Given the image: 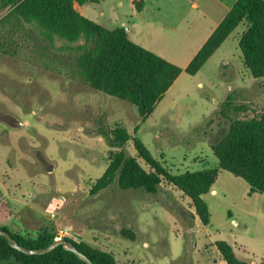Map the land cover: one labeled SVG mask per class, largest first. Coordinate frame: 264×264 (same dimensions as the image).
Segmentation results:
<instances>
[{
	"label": "rangeland",
	"instance_id": "374dc122",
	"mask_svg": "<svg viewBox=\"0 0 264 264\" xmlns=\"http://www.w3.org/2000/svg\"><path fill=\"white\" fill-rule=\"evenodd\" d=\"M157 1L169 8L178 5ZM10 2L0 0V18L13 8ZM119 3L98 4V21H131V0ZM246 24L236 27L200 72L182 71L144 118L137 104L95 88L75 72L76 53L60 47L82 40L56 38L50 45L23 23L16 47H0V212L8 207L16 225L5 227L26 238L46 229L55 238L118 255L127 243L137 252L125 264H225L216 240L234 244L239 259L264 264V193L247 198V183L228 171H218L216 194H205L210 225H202L191 199L164 179L155 193L120 189L116 180L91 193L109 156L119 151L97 134V122L109 130L126 128L172 174L216 167L210 145L228 130L216 114L220 103L229 99L248 115L264 109V79L246 77L239 60L235 35ZM166 42L150 40L152 48L174 55L173 63L184 68V57L175 56L178 47ZM124 150L136 156L132 139ZM6 188L16 192L17 202L10 204Z\"/></svg>",
	"mask_w": 264,
	"mask_h": 264
},
{
	"label": "trees",
	"instance_id": "16d2710c",
	"mask_svg": "<svg viewBox=\"0 0 264 264\" xmlns=\"http://www.w3.org/2000/svg\"><path fill=\"white\" fill-rule=\"evenodd\" d=\"M101 1L11 0L13 8L0 18V38L3 40L0 47H16L15 39L23 32V23L50 45L56 38L67 43L82 40L80 44L60 47L76 53L75 72L82 79L93 82L95 88L137 104L145 118L182 71L194 75L229 34L245 21L246 27L238 40L242 62L253 78L264 79V0H235L184 68L129 40L122 26L99 25L73 7L74 2L82 5ZM251 111L253 114L248 115L246 108L230 103L229 99L223 100L216 114L228 123V130L210 145L218 167L177 174L167 171L140 139L130 137L126 128L109 130L101 125L102 122H97V134L109 148L119 151L109 156V164L91 193H97L115 180L120 189L155 193L164 179L191 199L200 222L208 225L210 214L202 195L208 192L220 169L242 178L249 185L248 195L264 193V109ZM130 139L136 156L124 150ZM139 159L149 170L140 165ZM0 229L28 248L46 247L55 239V235L46 229L34 238L13 233L5 226ZM67 240L94 264H120L109 252ZM214 244L226 264H250L246 259H239L226 241L217 240ZM27 263L86 264L62 245L43 254L28 255L9 246L5 237L0 236V264Z\"/></svg>",
	"mask_w": 264,
	"mask_h": 264
},
{
	"label": "crops",
	"instance_id": "0c3cea01",
	"mask_svg": "<svg viewBox=\"0 0 264 264\" xmlns=\"http://www.w3.org/2000/svg\"><path fill=\"white\" fill-rule=\"evenodd\" d=\"M164 1L162 3H164ZM176 1L178 4L177 7L169 8L170 6L162 5L161 2H158L157 0H140V2L139 0H137L136 4H134V0H131V4L133 7H129V12H128L129 13L128 17H130L131 21H127L125 19L126 22L122 20L121 22L118 23L117 19L113 20V18L109 17L108 19L105 20L104 24H101L96 18L97 17L96 6L100 3L108 4L110 6H112V4L114 3H116V5H119L120 4L119 0H103L99 3H86L82 5L75 2L74 6L75 4H77L79 6L78 10L81 15L85 16L86 18L94 21L99 25L105 27L122 26L125 29L127 38L129 40L144 47L149 51L153 49L155 54L163 57L169 62L172 63L175 62L173 58L176 59V57L172 55L173 58H170V56L167 54L166 51L160 50L158 47H155V49L152 48L150 40L154 38L162 39L167 41L166 43L169 45L177 46L178 49L175 56L184 57L182 60L186 63L185 64L186 66L187 63L191 60V58L199 50L201 45L209 37L211 32L214 30V28L223 19V17L225 16V14L227 13L230 6L233 4L235 0H176ZM172 14H177L180 16V18L178 17L175 19L174 16L171 17ZM100 15L101 16L103 15L102 11H100ZM107 23L110 24L106 25ZM234 30L220 44V46L210 55V57L206 60V62L200 67V69L197 72H200L203 66L216 56L217 52L220 50L223 44L234 33ZM243 31H241L240 33H236L235 38L237 39V42ZM241 58L242 55L239 56V60L242 64V69L245 76L252 78L248 69L243 65ZM240 72H242V70ZM171 86L168 88V90L171 88ZM168 90L165 92V94L168 92ZM165 94L163 95V97L165 96ZM215 103L217 104V102ZM216 167H218V162L216 164ZM53 169L54 168H52V170ZM8 180L10 179L8 178ZM9 183L10 181L8 182V184ZM214 183L211 185V187L208 190V192L211 195L216 194V189L213 188ZM169 188H170L169 190H174L173 189L174 187L173 188L169 187ZM248 189H249V185L247 184V189L245 190L246 191L245 196L247 198H252V197L255 198L254 196L260 194L256 192L248 195ZM4 194H6L7 197L9 198L10 204H12L13 201L17 202L18 199L16 192L10 191L9 188H6L4 189ZM168 194L170 195V193ZM205 194L202 195V199L204 200V202H205L204 197L206 196ZM7 208L8 207L4 208L0 212L1 226H8V224H14L11 223L12 212L10 209ZM17 218H19V216ZM14 226L16 227L15 224ZM123 246H124V250L122 251L121 255L112 252L113 256L120 264L128 263L129 261L128 258L129 257L133 258L137 252V250L134 249L130 244L124 243ZM232 247L234 251L235 245L233 244ZM197 251H199V249H197ZM220 258L224 261L221 255ZM224 263L226 264L225 261ZM194 264H199V262L196 261L194 262Z\"/></svg>",
	"mask_w": 264,
	"mask_h": 264
},
{
	"label": "water",
	"instance_id": "95a60500",
	"mask_svg": "<svg viewBox=\"0 0 264 264\" xmlns=\"http://www.w3.org/2000/svg\"><path fill=\"white\" fill-rule=\"evenodd\" d=\"M52 168H50L49 170H51ZM0 236L5 237V239L7 240L9 246L25 253L28 255L31 254H43L46 252L51 251L53 248H55L58 245H62L65 249L70 250L71 252H73L81 261L85 262L86 264H94L85 254H83L82 252H80L78 249H76V247L67 239L65 238H55L49 245H47L46 247H42V248H28L22 245H19L17 243V241L12 238L10 236V234L3 230L0 229Z\"/></svg>",
	"mask_w": 264,
	"mask_h": 264
},
{
	"label": "built area",
	"instance_id": "2783aa9c",
	"mask_svg": "<svg viewBox=\"0 0 264 264\" xmlns=\"http://www.w3.org/2000/svg\"><path fill=\"white\" fill-rule=\"evenodd\" d=\"M51 216H53V213L51 214Z\"/></svg>",
	"mask_w": 264,
	"mask_h": 264
}]
</instances>
